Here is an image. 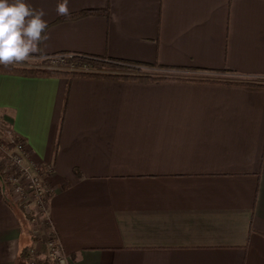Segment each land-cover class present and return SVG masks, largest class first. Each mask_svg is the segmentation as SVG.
I'll use <instances>...</instances> for the list:
<instances>
[{"label": "crops", "instance_id": "crops-1", "mask_svg": "<svg viewBox=\"0 0 264 264\" xmlns=\"http://www.w3.org/2000/svg\"><path fill=\"white\" fill-rule=\"evenodd\" d=\"M27 2L48 23L34 57L203 80L0 74V121L51 170L41 233L67 264H264V87L235 84L264 79V0H68L106 14L67 21L61 0ZM4 196L0 264H19L28 220Z\"/></svg>", "mask_w": 264, "mask_h": 264}, {"label": "trees", "instance_id": "trees-1", "mask_svg": "<svg viewBox=\"0 0 264 264\" xmlns=\"http://www.w3.org/2000/svg\"><path fill=\"white\" fill-rule=\"evenodd\" d=\"M106 14L105 11L100 10H83L76 13H70L68 16L60 17L58 21L75 20L89 15H102ZM55 55L40 56L43 62L46 64ZM64 67L60 69L44 68L38 66H28L26 64L22 66H2L0 65V74L20 75L27 77H58L65 78L68 83L76 78L85 79H100L109 81H121V82H135V83H153L168 80L186 79L203 81L194 78H179L176 76H170L167 74L169 70L166 67L160 65H149L141 62H132L124 60H115L106 57H97L86 54H65ZM35 58V57H33ZM43 62H41L43 64ZM73 69H69V68ZM227 84V82L225 83ZM233 84V83H229ZM240 84L250 88H263L264 79L256 81H244ZM20 139L13 136V141L17 142ZM6 173L0 168V189L7 188L5 181ZM5 201L9 204V196L5 195ZM8 197V198H7ZM7 198V199H6ZM12 201V200H11ZM11 208L20 210L26 217V214L21 205L11 204ZM28 217V216H27ZM56 238L54 235H52ZM33 260L35 264H49L46 260H41L38 256L30 254L28 247L23 248L19 255V264H30Z\"/></svg>", "mask_w": 264, "mask_h": 264}, {"label": "clouds", "instance_id": "clouds-1", "mask_svg": "<svg viewBox=\"0 0 264 264\" xmlns=\"http://www.w3.org/2000/svg\"><path fill=\"white\" fill-rule=\"evenodd\" d=\"M56 12L68 16V0L57 3ZM45 15L27 0H0V65L22 66L42 51L40 45L48 39Z\"/></svg>", "mask_w": 264, "mask_h": 264}, {"label": "built area", "instance_id": "built-area-1", "mask_svg": "<svg viewBox=\"0 0 264 264\" xmlns=\"http://www.w3.org/2000/svg\"><path fill=\"white\" fill-rule=\"evenodd\" d=\"M66 55H55L50 59V66L44 68L60 69L64 67ZM69 69H73L72 67ZM15 153L9 158V162L12 163L10 169L15 168L16 175L6 170V184L8 187L15 188V193L11 194L13 201L16 200L17 204L26 206L28 203V197L31 195L34 200L37 201L40 206H46V203L52 193V188L47 183L46 177L50 174V169L46 167H36L27 162V153L25 151L24 143L19 140L13 141ZM8 162V163H9ZM18 191V192H17ZM27 199V201H26ZM22 203H21V202ZM20 202V203H19ZM33 202V201H32ZM47 247L49 255L56 264H67V258L64 255L61 245L56 238L52 235L48 239ZM34 264V263H32Z\"/></svg>", "mask_w": 264, "mask_h": 264}, {"label": "rangeland", "instance_id": "rangeland-1", "mask_svg": "<svg viewBox=\"0 0 264 264\" xmlns=\"http://www.w3.org/2000/svg\"><path fill=\"white\" fill-rule=\"evenodd\" d=\"M43 62V59L40 57H35L33 60L29 63H25L28 66H38V67H49L50 66V60L48 63H41ZM15 153L14 145H13V135L10 133L9 128L4 122L0 121V168L3 170V172L9 171L11 173H14L16 175L15 168L10 169V166L12 163L9 162L8 158ZM10 159V158H9ZM9 162V163H8ZM16 172V173H15ZM5 195L9 196V199H11V194L15 193L16 197V191L15 188L7 187L4 189ZM18 192V191H17ZM8 198V197H7ZM28 203L26 206H22L20 204L26 214L27 220H28V228H27V238L29 241H27V244L30 245V254L33 256H38L41 260H46L49 264H56L54 260L51 259L49 255V250L47 247L48 239L51 237L50 233L46 237L42 236L41 231L46 232L47 221L45 220L44 210L45 207L37 203V201L34 200V197L29 195L28 197ZM27 201V199H26ZM33 201V202H32ZM21 202V201H20ZM19 202V203H20ZM22 203V202H21ZM34 263L33 260L30 262V264ZM35 264V263H34Z\"/></svg>", "mask_w": 264, "mask_h": 264}]
</instances>
